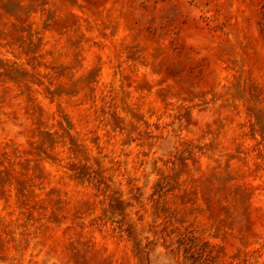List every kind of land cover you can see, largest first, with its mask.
Wrapping results in <instances>:
<instances>
[{"label":"clouds","instance_id":"clouds-1","mask_svg":"<svg viewBox=\"0 0 264 264\" xmlns=\"http://www.w3.org/2000/svg\"><path fill=\"white\" fill-rule=\"evenodd\" d=\"M48 8L60 79L0 37L43 80L22 115L0 110V146L30 165L0 198V264H190L186 234L215 264H264V0H48L33 19Z\"/></svg>","mask_w":264,"mask_h":264},{"label":"rangeland","instance_id":"rangeland-1","mask_svg":"<svg viewBox=\"0 0 264 264\" xmlns=\"http://www.w3.org/2000/svg\"><path fill=\"white\" fill-rule=\"evenodd\" d=\"M48 0H0V37L3 35L16 34V39L20 40L23 45L22 51L28 55L29 59L24 63L31 65L34 63L36 69H47V73L53 79H60L64 76L66 66L62 65L60 50L64 47L63 34L61 28L66 25L63 22L55 20L56 9L48 8L43 11V18L36 17L33 19L37 9H42L43 5ZM70 3H75V0H69ZM100 0H86L89 7H94ZM39 23V28L34 29L33 25ZM7 28L8 33L3 32ZM36 33L34 41L31 40L33 33ZM25 34V40L20 38L19 34ZM152 35L151 32L148 33ZM42 49V51H41ZM33 53L39 54V59ZM47 60V63L44 61ZM41 72V77L43 76ZM104 75L103 70L100 73ZM43 80H40L42 83ZM37 83L35 72L28 71L25 67L8 63L3 54H0V110L7 107L18 114H23V110L32 98L33 92L40 87ZM34 86V87H33ZM37 99H42L36 93ZM254 119L260 125L261 136L264 139V110L256 109L253 111ZM250 137L243 140L244 144L250 143L255 137V133L250 126ZM50 135L51 133H47ZM22 139V138H19ZM19 139L17 143H19ZM254 147V146H253ZM22 149H14L9 151L8 147L0 146V198H3L5 203L13 194V186L15 192H23L27 181L24 179L28 171L29 163L22 156ZM249 156L253 160L261 158L260 152H255L253 155L249 152ZM30 159V158H28ZM244 162H247L246 160ZM241 161H229L230 165H239ZM74 167V166H72ZM83 175V169L78 173L77 178ZM163 179V178H162ZM161 185L158 183L156 190H160ZM57 189L49 188L44 195L55 193ZM8 193V196H5ZM114 198L110 197V201ZM110 208L113 211L121 210V202L117 199L114 203L110 202ZM52 219H55L53 216ZM3 217L0 216V221ZM178 246H184L183 251L190 264H215L220 256V251L213 252L208 248V242H200L199 237L194 234H186L177 240Z\"/></svg>","mask_w":264,"mask_h":264}]
</instances>
